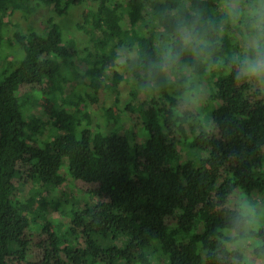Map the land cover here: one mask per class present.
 I'll list each match as a JSON object with an SVG mask.
<instances>
[{"label":"trees","instance_id":"16d2710c","mask_svg":"<svg viewBox=\"0 0 264 264\" xmlns=\"http://www.w3.org/2000/svg\"><path fill=\"white\" fill-rule=\"evenodd\" d=\"M30 2L0 0V23L38 5L51 12L43 28L11 32L13 58L3 56L0 34V264H242L244 241L264 260V226L250 229L240 206L221 212L235 190L264 193V93L235 75L259 0ZM81 4L88 38L71 67L55 19ZM110 66L131 77L129 100L93 121L82 93L98 103ZM73 79L89 91L66 93ZM44 80L53 84L50 114L28 117ZM196 81L209 87L202 118L180 109L181 91L193 97ZM133 115L139 128L123 121ZM183 149L193 155L181 157ZM62 169L97 199L68 212L59 240L36 221L47 206L36 196L60 185ZM14 180L32 191L18 197Z\"/></svg>","mask_w":264,"mask_h":264},{"label":"rangeland","instance_id":"374dc122","mask_svg":"<svg viewBox=\"0 0 264 264\" xmlns=\"http://www.w3.org/2000/svg\"><path fill=\"white\" fill-rule=\"evenodd\" d=\"M37 3V0H32L29 4L34 5ZM82 5V4H81ZM76 6L73 9L69 10L68 15L64 17H57L55 20L59 21L62 30L63 37L65 40L71 45L69 48L70 57V65L71 67H77L78 61H76L75 56H79L82 54L84 47L87 44V33L82 29L83 26H80L84 14H86V9L84 5ZM51 15V12L48 7L44 5H38L34 11H32L27 17L22 18L21 12L15 11L11 15L4 18V22L0 23V34H2V54L5 58H13L15 55L16 43L12 37L11 32L14 29L21 28L22 30L28 29V27H34L37 29L43 28L46 23L48 16ZM78 24V25H77ZM250 40H248V43ZM7 58V59H9ZM126 58L133 59L132 55L128 57H119L117 61L120 63H125L127 61ZM117 66V65H115ZM114 66V67H115ZM113 66H110L108 69V78L105 79V86L99 91L98 103H93L89 96H86L85 93H82V97L87 101V108L91 111L92 118L94 121V117L98 116L100 119L104 120V114L108 109H112L113 112H118L123 109L126 103L129 100V90L132 84L131 77L125 75L124 71L121 68H117L116 71ZM83 66L79 65V69H82ZM121 73L123 75V79L119 81V83L114 86L111 83V77H118V74ZM196 80V75L194 76ZM198 78V77H197ZM79 79H73L70 83L66 84V93L77 91L88 90L85 85H79ZM83 83L87 82L86 79H82ZM80 88V90H79ZM177 88V87H176ZM209 87H206L204 83H199L196 81L194 89L191 88L192 92H195L194 96H190L191 93L185 91H181L179 88L180 97V109L184 110V113L188 115L190 112L193 115H196L202 118L201 113V103L208 99V93L206 92ZM213 88V87H212ZM203 89H205L203 91ZM53 90V84L44 80L41 85L40 90H33L35 95L32 107L27 112L28 117H38L47 118L50 114L51 103L49 102L45 93ZM87 91V92H88ZM150 93L155 94L154 87L149 85ZM65 105L67 108H71L73 106V102L71 100H65L63 97ZM188 112V113H187ZM118 121L115 122L114 119H111V125L116 126L118 124L121 126V119L115 117ZM124 123L130 126H136V118L133 115L128 121L123 119ZM139 128V127H138ZM142 129V133L146 136V132ZM47 132L44 131L43 136H45ZM181 157L185 158L187 155H193V153L189 152L187 149L180 150ZM196 155H200L199 151H194ZM62 180L60 185L55 187L52 190L46 191L41 190L40 194L36 196L38 198H44L47 202L46 209L42 216L36 219L39 224H47L48 227L54 229L56 235L59 240H62L64 236V228L68 224L67 214L68 212L74 208L84 205L85 203H94L96 202L95 196H86L84 192H86V187L81 181L70 178L67 175L65 169L61 170ZM16 184V195L18 197H23L24 194L32 191L31 184L29 185H20L17 180H14ZM35 188V187H34ZM33 188V189H34ZM37 189V187H36ZM35 192V189L33 193ZM74 204L72 207L71 205ZM241 207L247 215L248 227L250 229H258L261 226H264V193H255L250 197H246L239 190H235L232 194L230 202L223 206L221 212L230 211L233 208ZM40 208L39 203L34 204L35 211ZM33 239L38 238L39 231L32 232ZM237 247L243 251V261L242 264H264V260L261 256L253 255L251 253V244L247 241L238 242ZM37 256L32 254L29 255L27 260L32 261L36 260Z\"/></svg>","mask_w":264,"mask_h":264},{"label":"clouds","instance_id":"9594fccd","mask_svg":"<svg viewBox=\"0 0 264 264\" xmlns=\"http://www.w3.org/2000/svg\"><path fill=\"white\" fill-rule=\"evenodd\" d=\"M250 15L253 17L254 28V35L247 45L250 52L238 61L239 67L235 75L237 79H254L264 93V0H259V6ZM187 38L185 34V39ZM163 70L167 71V68ZM211 127V122H208L205 131H209Z\"/></svg>","mask_w":264,"mask_h":264}]
</instances>
